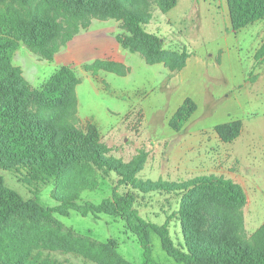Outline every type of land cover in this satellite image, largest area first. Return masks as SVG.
I'll return each instance as SVG.
<instances>
[{"label":"rangeland","instance_id":"374dc122","mask_svg":"<svg viewBox=\"0 0 264 264\" xmlns=\"http://www.w3.org/2000/svg\"><path fill=\"white\" fill-rule=\"evenodd\" d=\"M9 1L0 0V4ZM139 1L149 13L145 30L161 37L165 50L187 47L189 56L180 70H171L163 62L147 63L138 53H130L115 42L116 34L127 33L122 21L94 16L52 59L21 49L13 65L21 66L20 75L32 89H39V84L62 66L74 70L80 80L75 90L81 119L78 126L95 122L108 156L123 163L142 157L138 178L180 181L217 175L239 184L246 198L241 207L242 225L249 236L264 222V55L257 57L264 43V18L234 31L226 0H177L166 12L155 0ZM102 35L109 48L99 57L90 63L84 57V63L79 59L76 64H61L77 38L92 45L98 44ZM20 45L27 47L22 40ZM94 46L92 55L100 52ZM99 62L97 69L85 67ZM186 97L195 102L196 110L175 131L170 118ZM235 119L242 121L240 135L231 142L221 141L214 126ZM0 174L24 198L37 197L46 206L56 204L51 195L56 184L44 185L35 195L15 173L0 169ZM95 179L96 186L84 189L80 200L101 201L111 194L117 177L112 174L104 179L97 174ZM128 189L120 185L117 192ZM178 197L173 193H137L136 206L143 217L160 224L166 213L178 208ZM169 227L172 238L180 239L175 216ZM152 245L159 262L177 264L162 250L155 235ZM0 246L12 252L24 250L27 259L37 264L143 261L141 247L123 220L105 214L95 218L72 211L69 216L56 214L51 221L37 225L19 220L0 225Z\"/></svg>","mask_w":264,"mask_h":264},{"label":"trees","instance_id":"16d2710c","mask_svg":"<svg viewBox=\"0 0 264 264\" xmlns=\"http://www.w3.org/2000/svg\"><path fill=\"white\" fill-rule=\"evenodd\" d=\"M164 12L177 0H155ZM234 31L264 18V0H226ZM90 16L116 18L127 33L115 39L131 53H138L150 64L163 62L180 70L189 56L185 45L169 51L154 32L145 30L149 13L139 0H10L0 4V169L15 173L33 194L44 185L56 184L52 206L37 197L24 198L9 187L0 174V225L16 221L37 225L54 215L99 214L120 217L141 247V264H162L153 255L152 236L177 264H264V222L245 235L241 207L245 194L239 184L217 175L187 180H143L137 177L142 157L130 163L107 155L95 122L79 127L75 94L79 78L62 66L40 86L32 89L11 62V55L22 40L41 58L52 59L61 46L90 24ZM264 55V43L257 57ZM102 63L85 67L99 68ZM92 65V64H91ZM105 66H111L105 64ZM111 69V68H108ZM196 110L186 97L170 118V127L179 131ZM242 121L230 120L214 126L219 139L231 142L241 132ZM117 179L111 194L99 202L80 200L84 189L96 186L95 175ZM128 186L124 193L120 186ZM62 189V190H59ZM178 194V208L166 213L163 223L143 217L137 193ZM175 216L181 237L175 241L169 222ZM0 264H37L24 250L15 252L0 246ZM47 264V263H42ZM128 264V263H125Z\"/></svg>","mask_w":264,"mask_h":264},{"label":"crops","instance_id":"0c3cea01","mask_svg":"<svg viewBox=\"0 0 264 264\" xmlns=\"http://www.w3.org/2000/svg\"><path fill=\"white\" fill-rule=\"evenodd\" d=\"M103 27V26H102ZM98 31H100V28L98 29ZM102 33H105V30H104V32L102 31ZM76 36V35H75ZM103 36V35H102ZM75 39V38H74ZM73 39V40H74ZM105 39V37L103 36L100 40H99V42H98V44L96 43V42H93L92 43V45H90L86 40L84 41H82L81 40V38H77L74 42H73V46L70 48L69 47V50H71L72 49V52L70 51L69 52V55L68 54H66V56H64L65 57V61L63 62V63H61V64H64V65H67V64H69L70 62H72V61H75V64L77 63V60H79V59H81L82 60V63H84V60H86V62H88V63H90L93 59H96L97 58V56L99 57V54H103L106 50H108V46L106 47L105 46V44H106V41L104 40ZM108 42L110 43V44H112V41L111 40H108ZM115 42H117L116 40H115ZM118 43V42H117ZM117 43H116V45H117ZM94 44L95 45H97L98 47H99V51L100 52H97V54L95 53V55L93 54L92 55V52H96V50H95V46H94ZM119 44V43H118ZM21 49H25V50H27L28 48L26 47H24V46H19L16 50H15V52L13 53V55H12V57H11V62H12V64H13V59H17V57L20 55V51H21ZM28 51V53H32L31 51L29 52V49L27 50ZM26 53V55H27V52H25ZM131 53V52H130ZM23 54H24V52H23ZM21 55H22V53H21ZM84 57H86L85 59H84ZM84 60H83V59ZM118 61H119V59H117ZM37 62V61H36ZM75 64H73V66H75ZM15 66H18V67H20L21 68V66L20 65H15ZM22 69V68H21ZM84 75H88L87 73H85ZM92 77V76H91ZM79 83H80V81H79ZM78 83V84H79ZM137 83V82H136ZM43 84V82L41 83V84H39V85H42ZM77 84V85H78ZM38 85V86H39ZM77 85H76V87H77ZM75 90H76V88H75Z\"/></svg>","mask_w":264,"mask_h":264}]
</instances>
